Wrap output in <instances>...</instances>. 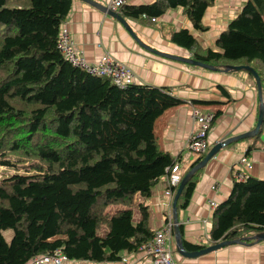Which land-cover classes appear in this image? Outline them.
Listing matches in <instances>:
<instances>
[{"label": "trees", "instance_id": "1", "mask_svg": "<svg viewBox=\"0 0 264 264\" xmlns=\"http://www.w3.org/2000/svg\"><path fill=\"white\" fill-rule=\"evenodd\" d=\"M71 2L0 0V166L28 162L24 172L0 178V264H28L56 251L74 264H114L122 253L137 254L155 229L148 205L136 203V195L148 198L176 161L160 149L154 127L184 100L167 87L120 88L72 66L56 47ZM215 2L155 0L120 11L134 20L145 14L150 21L180 8L192 30H171L168 41L216 71L252 67L263 95L264 0H244L214 47H203L193 31L208 30L202 19ZM219 113L213 112L210 127ZM199 172L181 191L177 210L186 207ZM212 218L211 244L264 232V179L234 180ZM5 230L12 231L9 242Z\"/></svg>", "mask_w": 264, "mask_h": 264}, {"label": "crops", "instance_id": "2", "mask_svg": "<svg viewBox=\"0 0 264 264\" xmlns=\"http://www.w3.org/2000/svg\"><path fill=\"white\" fill-rule=\"evenodd\" d=\"M93 1L104 6L108 2ZM153 1L155 0H130L125 6H139ZM243 1L216 0L214 6L206 10L202 22L214 30L212 41L201 42L203 34L193 31L203 47H214L215 38ZM222 2L229 7L226 5L221 9L219 5H224ZM117 12L142 43L160 52L190 57L186 50L168 41L171 30L181 27L192 30L180 8L168 10L154 22L144 18L130 19L120 9ZM62 23L67 26L78 50L87 61L97 62L103 52H109L115 60L131 70L133 83L167 87L174 96L184 100L183 104L165 111L156 120L154 127L160 149L178 162L183 176L204 156L197 157L186 148L188 139L197 129V125L190 119L188 102L207 100L219 104L199 105L202 111L220 110L208 132L209 148L220 140L240 135L255 127L259 100L255 80L248 73L205 70L153 54L142 48L117 20L81 0H72ZM218 86L228 92L229 99L221 96ZM262 97L264 103V93ZM249 146L251 149L247 151ZM235 169H240L247 178L264 179V123L259 136L220 149L200 170L186 207L177 210L183 241L202 248L211 245L209 231L214 211L211 204L216 206L228 197L235 180L232 173ZM142 201H145L151 212L149 221L152 229L161 227L163 216L168 211L166 176L160 177L152 186L148 198L136 195V203ZM135 215L137 216V212ZM172 249L176 264H264V240L250 244H232L193 258H185L175 252L173 237ZM122 258L127 259L125 264L149 262L146 256L138 253H122Z\"/></svg>", "mask_w": 264, "mask_h": 264}, {"label": "built area", "instance_id": "3", "mask_svg": "<svg viewBox=\"0 0 264 264\" xmlns=\"http://www.w3.org/2000/svg\"><path fill=\"white\" fill-rule=\"evenodd\" d=\"M130 0H108L106 7L110 11L117 12L121 7L125 6ZM142 18L148 17L143 14ZM156 18L150 17V21L154 22ZM56 47L60 54L74 67H77L93 76L104 77L111 81L113 85L124 88L132 82V72L125 65L115 60L109 52H103L97 62H89L78 50L73 41L67 26L61 23ZM190 105V119L197 125V129L190 136L186 144L189 152L202 157L209 150L208 132L210 130V122L213 112L202 111L201 107L188 102ZM233 176L236 181L247 179V175L240 169L233 170ZM166 185L168 195V211L163 216V224L155 229L152 239L142 244L138 249V254L148 258V264H176L173 258L172 239H173V223L171 214V202L176 188L182 180L183 173L180 166L175 161L171 167L167 168ZM217 185V184H216ZM211 207L215 208L214 204ZM213 208V209H214ZM125 264L127 259L121 258L119 261ZM28 264H74L69 261L63 254L56 251L48 257H35Z\"/></svg>", "mask_w": 264, "mask_h": 264}, {"label": "water", "instance_id": "4", "mask_svg": "<svg viewBox=\"0 0 264 264\" xmlns=\"http://www.w3.org/2000/svg\"><path fill=\"white\" fill-rule=\"evenodd\" d=\"M86 2L87 4L97 8L98 10H100L102 13L107 14L108 16L114 18L115 20H117L120 24H122L124 26V28L127 30V32L131 35V37L144 49H146L147 51L156 54L160 57L166 58V59H170L179 63H183V64H187L193 67H199L205 70H210V71H216V68L196 61L194 59H192L191 57H184V56H180V55H174V54H169V53H165V52H160L158 50H155L153 48H151L150 46L142 43L134 34L133 30L131 29V27L129 26V24L126 22V20L118 13V12H114V11H110L107 9L106 6L98 4L97 2L93 1V0H81ZM236 71H244L248 74H250L256 83V88H257V96H258V100H259V109H258V116H257V121H256V125L255 127L245 133H242L240 135L231 137V138H227V139H223L220 140L219 142L215 143L213 146H211L209 148V150L206 152V154L193 166L190 167V169L185 173V175L182 177V180L180 181V183L178 184L176 191L174 193V196L172 198V202H171V214H172V223H173V237H174V241H175V252L177 254H179L182 257L185 258H193L208 252H212L215 250H218L222 247L228 246V245H232V244H250L253 242H259V241H263L264 240V232H259L255 235H252L251 237H241L238 239H233V240H224L215 244H211L207 247L201 248L199 250H194V251H188L185 249L184 245H183V240H182V236H181V232L179 229V220H178V214H177V199L181 193V191L183 190L184 186L186 185V183L188 182V180L190 178H192V176L199 170H201L202 168H204V166L207 164V162L213 158L220 149L225 148L226 146L239 142L241 140L244 139H248V138H252L254 136H259L260 135V129L261 126L263 124L264 121V103H263V97H262V89H261V83H260V77L257 74V72L250 66L248 65H228L226 66L224 69H222V72H236ZM251 239L252 242H247L246 240Z\"/></svg>", "mask_w": 264, "mask_h": 264}, {"label": "rangeland", "instance_id": "5", "mask_svg": "<svg viewBox=\"0 0 264 264\" xmlns=\"http://www.w3.org/2000/svg\"><path fill=\"white\" fill-rule=\"evenodd\" d=\"M237 1H239V0H237ZM224 5H219V7H222L221 9H223V8H225V6L227 5V4H225V2H222ZM228 6V5H227ZM229 7V6H228ZM232 7H234V5L232 6ZM240 5H238V7H236V9H235V11L233 12V14H232V16L229 18V20L230 19H232L233 17H234V15L237 13V11L240 9ZM220 9V10H221ZM219 10V11H220ZM209 13H211V11L209 10ZM212 13H213V10H212ZM226 16V15H225ZM212 29V27H208V30L206 31V32H204L205 33V36H204V33H202L203 35V40L201 41V42H211L212 41V39H213V36H214V30H211ZM217 30V29H216ZM197 34H199V33H197ZM199 40V39H198ZM200 42V41H199ZM201 42H200V44H201ZM202 45V44H201ZM213 47V46H212ZM184 55H186V53L185 52H182ZM28 164V162H21V163H16L15 165H13V166H11V167H2V166H0V178H2V177H4V176H6V175H10V174H13L14 172H19V173H21V172H24L25 171V165H27ZM3 236H4V238L6 239V241H10V238H11V236H12V231L11 230H5V231H3Z\"/></svg>", "mask_w": 264, "mask_h": 264}]
</instances>
